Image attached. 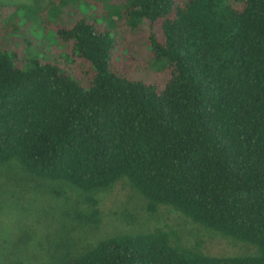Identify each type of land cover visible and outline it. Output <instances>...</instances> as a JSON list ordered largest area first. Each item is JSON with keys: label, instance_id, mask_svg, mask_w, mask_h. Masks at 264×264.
Here are the masks:
<instances>
[{"label": "trees", "instance_id": "1", "mask_svg": "<svg viewBox=\"0 0 264 264\" xmlns=\"http://www.w3.org/2000/svg\"><path fill=\"white\" fill-rule=\"evenodd\" d=\"M32 1L0 3V166L85 193L126 180L146 212L256 249L157 227L49 264H264V0Z\"/></svg>", "mask_w": 264, "mask_h": 264}, {"label": "rangeland", "instance_id": "2", "mask_svg": "<svg viewBox=\"0 0 264 264\" xmlns=\"http://www.w3.org/2000/svg\"><path fill=\"white\" fill-rule=\"evenodd\" d=\"M16 1L33 4L32 0L0 3ZM47 40L49 44L43 41L42 49L52 45L51 38ZM89 197L97 202L94 208L100 212L101 222L83 228L72 213L92 210ZM157 227L176 230L184 246L200 241L202 251L210 256L255 254L254 246L201 230L168 207H160L155 214L146 212L126 180L106 190L85 193L65 182L32 177L14 161L0 166V264H49L57 250L79 252L127 230L147 232Z\"/></svg>", "mask_w": 264, "mask_h": 264}]
</instances>
